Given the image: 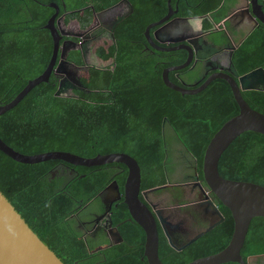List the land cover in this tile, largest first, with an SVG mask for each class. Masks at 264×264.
I'll return each mask as SVG.
<instances>
[{
	"label": "trees",
	"instance_id": "16d2710c",
	"mask_svg": "<svg viewBox=\"0 0 264 264\" xmlns=\"http://www.w3.org/2000/svg\"><path fill=\"white\" fill-rule=\"evenodd\" d=\"M114 1L108 0L105 5ZM223 1L170 0V3L173 8L178 3L182 15L210 14L219 22L233 2L221 6ZM50 2L0 0V105L11 101L49 63L53 38L45 25L55 11ZM67 2L68 9L80 8L82 4V0ZM152 2L158 13L168 8L167 0ZM126 23L127 31L119 34L116 41L113 69L95 66L93 73H96L83 80L84 89L62 90L60 95H56L58 75L52 72L48 81L36 85L15 107L0 115V137L26 154L61 150L92 157L99 153L127 152L141 166L143 190L168 182L165 173L168 125L176 141L196 157L201 168L211 137L239 112L228 83L216 79L195 94L169 88L163 81L162 70L182 62L183 58L170 61L160 53L142 51L147 17L142 24L135 17ZM68 59L83 62L82 56L75 52ZM233 59L240 73L264 67V31L256 29L236 50ZM243 96L250 106L264 113V90L246 91ZM127 172V167L118 162L90 167L62 159L22 163L0 150V189L66 264H147L141 259L144 230L130 219L123 198L113 206L112 216L120 223L125 240L97 253L83 239L75 217H70L100 200V192L113 179L122 192ZM219 172L228 179L264 184V134L245 131L235 138L221 155ZM221 209L225 221L182 250L161 238L162 261L185 264L224 248L231 238L234 221L227 206L221 203ZM241 252L243 258L264 252L263 217L252 219Z\"/></svg>",
	"mask_w": 264,
	"mask_h": 264
},
{
	"label": "flooded vegetation",
	"instance_id": "af4514ba",
	"mask_svg": "<svg viewBox=\"0 0 264 264\" xmlns=\"http://www.w3.org/2000/svg\"><path fill=\"white\" fill-rule=\"evenodd\" d=\"M51 1L48 3L49 5L56 3L58 6L55 25L61 35V52L64 44L71 46V42H76L77 45L74 48H67V56L75 52L81 55L83 59L82 63L68 59L69 62L58 65L60 68V72L57 73L58 82L66 76L65 85L62 88L64 91L85 88L83 80L88 76V63L101 42L106 44L105 53L111 52L110 47L112 46L114 54L99 68L111 67L113 69L112 60L116 53V41L119 34L127 31L128 23L126 21L129 18L135 17L141 24L146 17L148 19V24L144 28L145 38L142 41V51L160 53L162 58L168 57L170 61L183 58L182 62H176L167 67L186 62L190 54L185 46H194V54L191 55L188 65L180 69L170 70L168 73L173 82L185 87L200 85L214 73H226L239 81V76L250 70L244 73L238 71L237 64L233 59L236 50L256 29L264 31V22L258 17L254 16L256 21H253L246 13L242 14L241 12L247 9L252 15L254 6L257 7L258 5L264 12V0H233V2H230L232 0H224L221 6L227 1L231 5L219 22H216L210 14L182 15L179 13L178 3H176V7L169 9L171 4L167 2L166 11L158 13L153 0H115L108 5H105L108 0H82L81 7L74 9L67 8V0ZM101 3L102 5H100ZM55 12L56 9L53 14ZM237 12L239 13L236 15ZM181 18L185 21L175 22ZM171 21L174 22L168 27H164ZM122 23L125 24L121 26ZM148 26H150V38L146 35ZM245 35L248 36L237 46ZM181 39L184 40L173 41ZM153 43H156L159 48L154 47ZM61 52L59 53L61 54ZM201 79L203 80L201 81ZM216 79L225 80L222 77H216L213 80ZM225 81L228 83L227 80ZM259 90L248 88L241 92L243 95L246 91ZM243 97L247 99L246 96ZM165 125L163 126L164 129ZM177 144L178 146L173 149L177 164L170 168L173 177L179 178V181L170 185L169 188L161 190L144 193L143 191L148 189H143L140 194L142 200L152 209L157 220L159 249L161 238H166L173 248L182 250L226 219L221 209L222 202L206 184L202 167L199 168L196 157L183 145L178 142ZM167 170L166 165L165 173L168 178ZM99 197L101 201L95 200L90 203V208L86 206L85 209L81 208L77 215L70 216L71 218L75 217V225L80 229V234L87 244L93 245L92 251L96 253L102 249L121 244L125 240L119 230L120 223H116L112 216L113 206H117V201L122 200L123 196L119 197L112 190L106 189ZM95 202H99L98 207L94 205ZM130 219L135 221L131 215ZM118 232L122 240L117 242L114 239L111 240V237L116 236ZM99 259L102 260V255ZM141 259L148 264L144 252ZM243 259L246 264H264V252L248 254Z\"/></svg>",
	"mask_w": 264,
	"mask_h": 264
},
{
	"label": "water",
	"instance_id": "95a60500",
	"mask_svg": "<svg viewBox=\"0 0 264 264\" xmlns=\"http://www.w3.org/2000/svg\"><path fill=\"white\" fill-rule=\"evenodd\" d=\"M56 12L50 17L45 25L51 31L53 38V50L49 63L45 70L35 78L28 81L26 86L9 102L0 105V115L15 107L36 85L49 80L52 72L59 73V64L69 62L67 48H74L77 43L71 42V46L64 44L62 52L60 50L61 35L55 19L58 12L56 3H51ZM172 9V6H169ZM171 11V10H170ZM253 21L258 17L264 22V12L259 5L254 6L252 15L249 11L243 10ZM239 12L236 13V15ZM171 15V13H170ZM168 18V17H167ZM175 20V19H173ZM176 21H185L178 19ZM172 22L167 23L168 27ZM150 26L146 29V35L149 36ZM248 35H245L239 42V46ZM173 40V41H182ZM67 45V46H66ZM153 46L159 48L156 43ZM189 51V59L180 64L163 69L162 78L164 83L171 89L182 94H195L202 91L211 80L216 77H222L228 81L232 93L239 106V112L226 120L220 128L214 133L209 140L202 162V171L206 184L211 191L221 200V202L231 211L234 227L228 244L221 250L198 257L185 264H223L227 262H237L246 264L242 256L244 246L251 221L255 217L264 218V184L246 180L228 179L219 172V160L224 150L231 142L245 131H256L264 134V113L250 106L248 101L243 97L242 90L256 88L264 90V67H256L247 73L239 76V81L226 73H214L209 76L203 83L197 87H185L176 84L169 78L170 70L180 69L188 65L190 57L194 54V46H185ZM61 52V54L59 53ZM59 62V63H58ZM68 74V73H66ZM66 76L58 83L56 95H60L65 85ZM0 150L10 156L12 159L22 163H38L50 159H62L69 163L82 166H96L107 163H123L127 169V176L124 182L123 193L119 190L116 180L100 192L99 196L106 189L112 190L119 197L123 196L131 217L145 231V250L144 255L147 257L148 264H165L159 256V235L157 229V220L152 209L142 200V172L138 160L127 152L115 151L106 154H97L92 157L81 156L69 151L51 150L35 154H26L16 150L0 137ZM165 186H155L148 191L159 190ZM118 197V198H119ZM121 241V235L118 232L111 240ZM115 242V243H116ZM0 264H66L48 244L29 226L22 215L16 210L12 202L0 189Z\"/></svg>",
	"mask_w": 264,
	"mask_h": 264
},
{
	"label": "rangeland",
	"instance_id": "374dc122",
	"mask_svg": "<svg viewBox=\"0 0 264 264\" xmlns=\"http://www.w3.org/2000/svg\"><path fill=\"white\" fill-rule=\"evenodd\" d=\"M98 46H99L98 50L95 52V54L91 58L90 62L88 63V65H89L88 66L89 76L96 73L95 71L93 73L95 66L101 67V65H103L106 62V60L110 59L111 56L114 54L112 52V50H113L112 46L110 47L111 52L109 51L108 53H105L106 44L101 42L100 44H98ZM165 131H166L165 137H167V141H168V144H167L168 145V153L166 154L167 160L165 161V163L168 167V170H167V175H168L167 181L168 182L166 184H164L163 186H165V188H169L170 185H174L177 181H179V178L177 179L176 177H173V173L171 172V168H170V167L175 166L177 164L176 157L173 154V149H175L178 146V144L176 142V139H177L176 135H175L174 131L172 130V128L167 125ZM94 205L98 207L99 202H95Z\"/></svg>",
	"mask_w": 264,
	"mask_h": 264
},
{
	"label": "crops",
	"instance_id": "0c3cea01",
	"mask_svg": "<svg viewBox=\"0 0 264 264\" xmlns=\"http://www.w3.org/2000/svg\"><path fill=\"white\" fill-rule=\"evenodd\" d=\"M167 2L170 3V0H169V1L167 0ZM170 4H171V3H170ZM171 6H172V5H171Z\"/></svg>",
	"mask_w": 264,
	"mask_h": 264
},
{
	"label": "clouds",
	"instance_id": "9594fccd",
	"mask_svg": "<svg viewBox=\"0 0 264 264\" xmlns=\"http://www.w3.org/2000/svg\"><path fill=\"white\" fill-rule=\"evenodd\" d=\"M57 74V73H56Z\"/></svg>",
	"mask_w": 264,
	"mask_h": 264
}]
</instances>
